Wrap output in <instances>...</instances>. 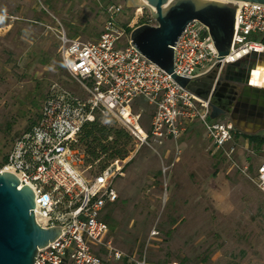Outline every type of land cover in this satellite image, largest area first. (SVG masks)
Here are the masks:
<instances>
[{"label":"built area","instance_id":"obj_1","mask_svg":"<svg viewBox=\"0 0 264 264\" xmlns=\"http://www.w3.org/2000/svg\"><path fill=\"white\" fill-rule=\"evenodd\" d=\"M228 5L237 9L229 55L218 60L209 28L193 20L173 47L177 76L196 80L215 69L220 74L227 65L264 52V4ZM124 6L120 1V5L112 4L106 10L103 31L95 40L70 38L60 25V59L85 94L52 88L38 121L16 141L7 163L0 169H9L18 177L19 189L31 187L35 194V220L41 228H63L53 243L38 249L34 264H155L149 251L160 235L156 229L142 249L130 253L119 249L111 238L106 209L119 199L114 183L124 175L126 161L115 160L88 176L92 165L85 166L86 153L80 139L84 127L98 119L116 121L142 144L150 137L178 143L187 129L198 122L205 129L214 154L248 175L249 167L241 168L235 159L243 132L231 119H211L209 101L182 88L132 47L129 29L156 22L150 11L144 17L143 9L139 12L138 8L137 21L122 24L118 18ZM249 85L252 86L250 81ZM140 100L152 109L148 130L143 126V109L134 110ZM252 181L264 193V164L257 168Z\"/></svg>","mask_w":264,"mask_h":264},{"label":"rangeland","instance_id":"obj_2","mask_svg":"<svg viewBox=\"0 0 264 264\" xmlns=\"http://www.w3.org/2000/svg\"><path fill=\"white\" fill-rule=\"evenodd\" d=\"M112 4L120 5V1L0 0V15H10L0 22V167L5 166L16 141L38 121L52 88L85 94L60 59V25L70 38L95 40ZM123 8L119 22L137 21L139 7ZM149 11L143 9L144 17ZM229 69L225 67L223 73ZM229 84L235 85L238 102L246 106L238 107L235 114L239 117L246 110L247 121L242 125L264 121V95L245 97L241 83L230 80ZM142 109L143 126L148 130L152 109L140 100L134 110ZM98 121L121 129L114 120ZM259 133H264V127L248 134ZM129 136L124 175L114 183L119 199L106 209V216L113 219L111 238L119 249L128 253L142 249L156 229L160 235L149 251L155 264H264V193L252 181L264 164V146L259 151L247 150L240 143L235 159L241 168L249 166L245 175L214 154L198 122L178 143L150 137L142 144ZM106 159L104 155L100 163L91 164L88 176L112 163Z\"/></svg>","mask_w":264,"mask_h":264},{"label":"water","instance_id":"obj_3","mask_svg":"<svg viewBox=\"0 0 264 264\" xmlns=\"http://www.w3.org/2000/svg\"><path fill=\"white\" fill-rule=\"evenodd\" d=\"M126 7L139 6L150 10L156 25H140L130 33L131 45L140 54L168 73L182 88L198 98L209 101L215 120L232 114V122L244 133H256L260 127L247 129L246 110L239 117L235 114L238 92L235 85L221 83L223 71L211 73L196 79L177 76L174 73V49L179 37L193 20H199L210 30L218 51V60L229 55L236 31V12L233 6L218 1L203 0H118ZM228 2H252L264 4V0H221ZM242 65L244 74L230 79L244 86L245 97L264 95V89L249 85L251 71L264 67V52L253 53L247 58L229 64L227 67ZM245 106V105H244ZM246 109V106L244 107ZM252 116L255 113L251 111ZM236 117V118H235ZM18 177L7 171L0 172V264H34L38 249L53 243L61 234V227L41 228L35 220V194L25 185L19 189Z\"/></svg>","mask_w":264,"mask_h":264},{"label":"trees","instance_id":"obj_4","mask_svg":"<svg viewBox=\"0 0 264 264\" xmlns=\"http://www.w3.org/2000/svg\"><path fill=\"white\" fill-rule=\"evenodd\" d=\"M131 31L132 30L129 29V33H131ZM243 136L250 140L253 149L256 151L262 150V147L264 146V136L259 134L248 135L246 133H243ZM129 142L130 136L124 129H114L96 120L95 122L89 123L84 127L80 139V146L86 153L87 163L94 164L96 162L100 163L101 158L104 155L107 156V161L112 160L113 162L114 160L118 159L124 160L127 157V145ZM218 156L221 155L218 154ZM7 160L8 157L5 159L3 166L7 163ZM108 165L109 163L104 164L100 170L105 169ZM1 168L2 166L0 169ZM112 220L113 219L110 214L105 217V221L108 223L111 232L114 230V225L111 224Z\"/></svg>","mask_w":264,"mask_h":264},{"label":"flooded vegetation","instance_id":"obj_5","mask_svg":"<svg viewBox=\"0 0 264 264\" xmlns=\"http://www.w3.org/2000/svg\"><path fill=\"white\" fill-rule=\"evenodd\" d=\"M244 74V67H242V65H237V66H234V67H230V69L228 70V71H226V72H224L223 74H222V80H221V83L223 84V83H229V81H230V79L229 78H231L232 77V79H238V78H240L242 75ZM238 101H240V99H238V97H237V99H236V101H235V105H236V107H235V110H237L238 111V107L239 108H244L245 106H244V103L242 102H238ZM232 114H226L225 116L226 117H228V118H232V116H231ZM231 121H232V119H231ZM242 124V123H241ZM256 125V126H255ZM255 125H252V126H250V124H245L243 127H246L247 129H251V128H249V127H252V129L254 128V127H260V128H263L264 127V121H261V122H258V124H255ZM259 132V131H258Z\"/></svg>","mask_w":264,"mask_h":264},{"label":"bare ground","instance_id":"obj_6","mask_svg":"<svg viewBox=\"0 0 264 264\" xmlns=\"http://www.w3.org/2000/svg\"><path fill=\"white\" fill-rule=\"evenodd\" d=\"M205 1H218V2L227 3V4L229 3L228 1H221V0H205ZM142 3L144 5H147V2L145 0H142ZM140 10H141V7L139 6V12ZM250 83L252 86L256 88L264 89V67L258 66L257 68L254 69L250 77ZM6 171L12 173V171L9 169H7Z\"/></svg>","mask_w":264,"mask_h":264},{"label":"crops","instance_id":"obj_7","mask_svg":"<svg viewBox=\"0 0 264 264\" xmlns=\"http://www.w3.org/2000/svg\"><path fill=\"white\" fill-rule=\"evenodd\" d=\"M6 16V18H9L10 17V15H8V14H6L5 15ZM13 27V24L11 23V24H9V26H6V28L8 29V30H10L11 28ZM74 38H78V37H74ZM80 39V38H79ZM82 40V39H81ZM244 133V132H243ZM246 134H248V133H246ZM248 135H250V134H248ZM258 135V134H257ZM259 135H261V136H264V133H259ZM240 143L242 144V146H244V148L245 149H252L253 150V147H252V144H251V142H250V140L249 139H247V138H245L244 136H243V139H242V141H240ZM251 162H253V160L251 161ZM249 164V163H248ZM251 166V165H250ZM249 167V166H248Z\"/></svg>","mask_w":264,"mask_h":264},{"label":"clouds","instance_id":"obj_8","mask_svg":"<svg viewBox=\"0 0 264 264\" xmlns=\"http://www.w3.org/2000/svg\"><path fill=\"white\" fill-rule=\"evenodd\" d=\"M4 16L3 15H0V22H2L4 20Z\"/></svg>","mask_w":264,"mask_h":264}]
</instances>
